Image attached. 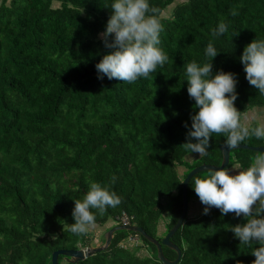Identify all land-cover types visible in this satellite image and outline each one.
I'll list each match as a JSON object with an SVG mask.
<instances>
[{"label":"trees","instance_id":"trees-1","mask_svg":"<svg viewBox=\"0 0 264 264\" xmlns=\"http://www.w3.org/2000/svg\"><path fill=\"white\" fill-rule=\"evenodd\" d=\"M0 2V264H51L55 249L93 246L91 230L79 236L67 230L74 201L83 200L92 182L110 185L122 198L102 216L92 209L95 225L105 232L124 211L129 224L160 240L181 212L184 177L201 163L218 165L226 140L212 134L205 156L183 146L198 110L187 93L186 65L212 63L213 74L234 73L241 117L264 106L240 62L247 44L264 40V0H149L168 60L133 83L97 78L95 65L111 51L100 34L114 0ZM221 19L228 31L213 37ZM209 43L218 51L212 61ZM242 143L264 140L250 136ZM259 152L231 148L225 167L246 169ZM208 171L189 178L187 212L170 237L181 250L172 264H252L259 245L240 244L229 230L245 223L243 216L216 208L188 213L190 200L199 201L193 181ZM162 251L176 257L170 247ZM57 264L164 263L154 243L118 229L106 248L74 262L59 254Z\"/></svg>","mask_w":264,"mask_h":264},{"label":"clouds","instance_id":"clouds-1","mask_svg":"<svg viewBox=\"0 0 264 264\" xmlns=\"http://www.w3.org/2000/svg\"><path fill=\"white\" fill-rule=\"evenodd\" d=\"M111 10L106 29L100 34L104 46L111 51L95 65L97 78L127 83L149 78L168 60L159 47L163 25L157 18V10L150 7L149 0H114ZM232 15H236L235 10ZM227 31L228 25L221 19L212 36L219 37ZM205 54L212 61L218 51L209 43ZM240 62L249 85L264 95V40L254 39L247 44ZM212 68V63L200 66L195 61L186 65L187 93L198 110L191 116L188 142L183 146L199 156L207 155L212 134L225 135V146L229 149L250 136L264 140V124L252 127L243 123L241 112L234 106L238 95L235 74L224 71L213 74ZM115 181L116 177H111L110 184ZM109 187L92 182L83 200L74 201V222L68 225L69 232L78 236L87 234L95 226L96 214L92 209L102 216L108 208L122 203V198ZM193 190L204 205L203 214L216 208L222 215L231 213L245 218V223L229 230L240 244H258L252 252L255 257L252 264H264V152L255 155L250 166L243 170L239 166L210 169L204 178L194 179Z\"/></svg>","mask_w":264,"mask_h":264},{"label":"water","instance_id":"water-1","mask_svg":"<svg viewBox=\"0 0 264 264\" xmlns=\"http://www.w3.org/2000/svg\"><path fill=\"white\" fill-rule=\"evenodd\" d=\"M238 147L248 148V149H252L255 151H264V145L251 146V145H246V144L240 143L238 146H236L234 148H238ZM230 150L231 149L227 148L224 144L221 146V162L218 165L210 164V163H201L197 166H194L191 170L188 171V173L186 174V176L183 179L184 182L182 181L183 183L181 185V187H182V191H181V196H182L181 212H180L178 218L176 219V221L174 222V224L170 227V229L166 232V234L162 236V238L160 240H158V239L152 237L151 235L147 234L145 232V230L140 225L119 223L117 225L110 227L109 229H107L105 231L104 240L102 243H100L98 245L88 246L85 248H76V249L59 248V249L53 250L51 253V264H57V257L59 254H62L63 256H65L67 258V260H69L70 262H74L78 259H82L86 256L91 255L95 251L106 248L110 244L113 232L115 230H118V229H127V230L138 232L139 234L144 236L146 239H148L149 241H151L152 243L155 244L156 250H157V257L159 258V260L162 263H164V264L175 263L180 258L181 250L177 244L173 243L170 240V237L173 235V233L176 231V229L180 226V224L182 223L184 216L187 212V208H188L187 185H188L189 178L193 174H195L199 171H202V170H210V169L215 170V169H219V168H224L228 164ZM162 245H165L167 247L174 249L176 252V257L174 259H168L167 257H165L163 254V251H162Z\"/></svg>","mask_w":264,"mask_h":264},{"label":"rangeland","instance_id":"rangeland-1","mask_svg":"<svg viewBox=\"0 0 264 264\" xmlns=\"http://www.w3.org/2000/svg\"><path fill=\"white\" fill-rule=\"evenodd\" d=\"M242 121L248 125L251 124H264V106H257L253 107L251 110L244 113L241 117ZM237 165V164H236ZM232 168H236L237 166H231ZM189 210L188 213L190 215H196L199 213V211L204 209V205L201 204L200 201H197L195 198L190 200L189 202ZM111 223V221L109 222ZM90 230L93 232V245L100 244V240L102 239V236L105 234L103 230V226L95 225L94 227L90 228ZM104 232V233H103Z\"/></svg>","mask_w":264,"mask_h":264},{"label":"built area","instance_id":"built-area-1","mask_svg":"<svg viewBox=\"0 0 264 264\" xmlns=\"http://www.w3.org/2000/svg\"><path fill=\"white\" fill-rule=\"evenodd\" d=\"M118 218H119V223L129 224V218L124 211L121 212V214L119 215ZM127 239L133 240L136 243L137 237L136 236H129Z\"/></svg>","mask_w":264,"mask_h":264},{"label":"crops","instance_id":"crops-1","mask_svg":"<svg viewBox=\"0 0 264 264\" xmlns=\"http://www.w3.org/2000/svg\"><path fill=\"white\" fill-rule=\"evenodd\" d=\"M235 166H238V165H236V164H234ZM234 165H232V166H234ZM237 168V167H236ZM236 168H232V167H229V169H236ZM239 170H243V168H241V167H239Z\"/></svg>","mask_w":264,"mask_h":264},{"label":"bare ground","instance_id":"bare-ground-1","mask_svg":"<svg viewBox=\"0 0 264 264\" xmlns=\"http://www.w3.org/2000/svg\"><path fill=\"white\" fill-rule=\"evenodd\" d=\"M1 3V2H0Z\"/></svg>","mask_w":264,"mask_h":264}]
</instances>
